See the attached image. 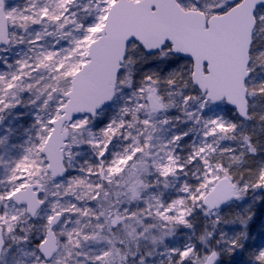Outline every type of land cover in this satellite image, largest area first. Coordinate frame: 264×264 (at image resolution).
Returning <instances> with one entry per match:
<instances>
[{
  "label": "snow or ice",
  "instance_id": "snow-or-ice-1",
  "mask_svg": "<svg viewBox=\"0 0 264 264\" xmlns=\"http://www.w3.org/2000/svg\"><path fill=\"white\" fill-rule=\"evenodd\" d=\"M126 6L27 0L17 9L0 0V45L33 53L15 67L0 62V113L31 107L35 129L19 158L0 157V264L16 252L27 259L11 264H264V107L250 103L264 100V78L252 83L264 71L255 38L264 0L210 9L178 0L184 18L205 20L196 30L209 43L191 51L177 31L147 44L122 33L121 50L114 33ZM222 28L232 31L227 70L214 43ZM85 146L93 159L69 175L73 148ZM169 188L175 195L166 198ZM178 230L195 238L164 245ZM150 236L162 250L144 243Z\"/></svg>",
  "mask_w": 264,
  "mask_h": 264
},
{
  "label": "water",
  "instance_id": "water-1",
  "mask_svg": "<svg viewBox=\"0 0 264 264\" xmlns=\"http://www.w3.org/2000/svg\"><path fill=\"white\" fill-rule=\"evenodd\" d=\"M177 2L178 0H124L127 6L123 9L120 18V30L114 33V39L120 43L121 50H123V41L120 40L122 33H127L124 39L133 37L147 44L162 41L173 31L181 34L184 46L189 51L193 50V47H206L209 42L199 38L196 30L197 23L201 28L205 26L204 17L184 18L175 7ZM153 5L157 6L155 11ZM208 22L218 24V21L212 18H209ZM214 43L227 70L234 55L231 29L222 28ZM9 45H0V50ZM2 124L3 121L0 122V128Z\"/></svg>",
  "mask_w": 264,
  "mask_h": 264
},
{
  "label": "rangeland",
  "instance_id": "rangeland-1",
  "mask_svg": "<svg viewBox=\"0 0 264 264\" xmlns=\"http://www.w3.org/2000/svg\"><path fill=\"white\" fill-rule=\"evenodd\" d=\"M24 1L27 0H7V7L8 8L15 7L17 9H22L23 8L22 6L25 4ZM180 2L183 3L185 8H190L193 3V0H180ZM223 2L224 0H199L200 7L204 9H210ZM4 48L0 50V62L6 59L9 63H12L13 66L15 67L14 65L15 60L23 57L24 54L23 49H21V46H12L11 44L7 47L6 51L3 50ZM5 71L8 70L5 69ZM256 74L263 76L262 74H264V71L257 70ZM24 99H27L26 95L24 96ZM117 102L119 103V100ZM114 111H115L114 108H111L109 110V112H114ZM33 114H34L33 108L25 107L23 105L18 107V109L16 110H10L0 113V115L4 117L3 125L0 128V138L7 137L5 143L0 144V157H2L4 161H11L15 158H19V155L23 154L24 148L27 146V142H29V136L32 137L35 136V129L32 128ZM160 133H161V137H165V138L171 135V132L167 130L161 131ZM12 145H14L15 148H12ZM77 149L78 148H73V152L74 153L78 152L80 154L83 153L82 151H77ZM16 150H18V152ZM85 153L86 152H84L83 154ZM80 154L76 155L75 159L73 160L72 170L75 172V174H69V175H80L78 169L80 165L84 162V161L82 162L80 158ZM5 175H6V168L2 163H0V178H3ZM149 179H151V177H149ZM180 179L182 180L184 179V177L181 176ZM171 182L176 183L175 180H172ZM3 187L4 186L0 185V190H3ZM161 190H163L162 186H161ZM117 192L118 191H115V193ZM173 195H175V192L172 188H169L165 191L166 198ZM202 222H203V218L200 217L199 214H195L193 217V223L196 225L198 229L197 235L203 234V232L199 231V229H201L202 227ZM189 237H193V233L191 231L183 232L178 230L176 231L175 235H173L170 239L165 238L163 244L171 247L185 242L186 240L189 239ZM206 240L207 237L205 238V241H202V243L206 244ZM144 243H146L150 247H156L158 251L162 250V246H160V241L158 237L156 240V244L152 243L151 236L146 241H144ZM92 246L95 247V245ZM13 259H19L21 261H24L27 258L21 252H16L15 257H11V256L9 257L10 264L13 261ZM153 259L159 260V259H163V257L154 256ZM114 264H120V260L118 257L115 259Z\"/></svg>",
  "mask_w": 264,
  "mask_h": 264
},
{
  "label": "trees",
  "instance_id": "trees-1",
  "mask_svg": "<svg viewBox=\"0 0 264 264\" xmlns=\"http://www.w3.org/2000/svg\"><path fill=\"white\" fill-rule=\"evenodd\" d=\"M42 2H43V0H42ZM24 3H25V4L22 6L23 8L26 6L27 1H24ZM92 7H93V4L90 3V4H89L90 12H91ZM23 8H22V9H23ZM92 15H94V13H92ZM92 15L81 14V22H83L84 20H90V19L92 18ZM40 30H43V29L41 28ZM49 30L51 31L52 28L49 27ZM24 35L27 36L26 33H24ZM75 35H77V34L74 33V36H75ZM255 38H256V40H257V42H258L259 44H264V31H258V32L256 33ZM69 39H71V38H69ZM43 43H45V45L47 46L48 41H44ZM66 46L71 47V45H68L67 43H66ZM21 49H23V52H24L23 57L33 55V53L27 51V48H26V47H22V46H21ZM147 59H149V58L145 57V58L141 59V60H140V64H143ZM185 63H186V62H185ZM132 68H133V69H132L133 72H139V71H140V68H139L138 66H136V67H132ZM144 71H146V72H147V71H152V69H144ZM262 75H263V76L255 74V78H253L252 83H253V84L258 83V81H259L260 78H264V74H262ZM250 103L253 104V105H255L257 110H260L262 107H264V100H262V99H260V98H257V97H253V98L251 99ZM110 109H111V108H110ZM110 109H109V110H110ZM212 111H213L214 113H216V112H221V111H222L223 114H224L226 117L228 116V111H227L226 108H222V107L217 106V107H214V108L212 109ZM243 127H244V129H245L246 131H247V130H250V126H247V125H246V126H243ZM159 135L161 136V133H159ZM261 139L264 140V135L261 136ZM12 148H15V146L12 145ZM16 151L18 152V150H16ZM77 151H82L83 153L86 152L85 154H83V153L80 154V153H79L82 162L85 161V160H92V159H93V157L91 156L92 153H90L91 151H90L86 146H85V147H80V148H78ZM77 151H76V152H77ZM179 151H180V149H177V152H179ZM77 153H78V152H77ZM20 156H21V155H19V157H20ZM69 174H75V172L71 169V172H70V170H69ZM112 191H113V198H115V196H116V194H117V193H115V191H119V190L113 188ZM129 231H130V230H129ZM135 244H136V242H135L134 240L131 241V247L134 248V247H135Z\"/></svg>",
  "mask_w": 264,
  "mask_h": 264
},
{
  "label": "flooded vegetation",
  "instance_id": "flooded-vegetation-1",
  "mask_svg": "<svg viewBox=\"0 0 264 264\" xmlns=\"http://www.w3.org/2000/svg\"><path fill=\"white\" fill-rule=\"evenodd\" d=\"M42 212H43V210H42Z\"/></svg>",
  "mask_w": 264,
  "mask_h": 264
}]
</instances>
